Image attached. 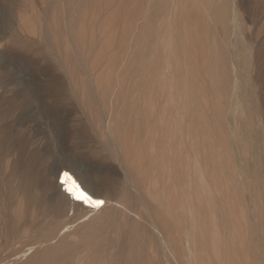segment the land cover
Returning a JSON list of instances; mask_svg holds the SVG:
<instances>
[{
  "label": "rangeland",
  "instance_id": "1",
  "mask_svg": "<svg viewBox=\"0 0 264 264\" xmlns=\"http://www.w3.org/2000/svg\"><path fill=\"white\" fill-rule=\"evenodd\" d=\"M0 108L116 193L88 223L52 216L1 156L0 264L29 247L10 264H89L99 241L96 264H164L162 234L180 264H264V0H0Z\"/></svg>",
  "mask_w": 264,
  "mask_h": 264
},
{
  "label": "bare ground",
  "instance_id": "2",
  "mask_svg": "<svg viewBox=\"0 0 264 264\" xmlns=\"http://www.w3.org/2000/svg\"><path fill=\"white\" fill-rule=\"evenodd\" d=\"M7 112H9V110L6 108H0L2 122L0 127V163L2 161L1 156L7 153L9 155H14L12 168L20 178L21 191L24 197H27L29 205H36L40 212L46 211V213L48 212L52 214V216H57L59 218L69 211L74 213L73 215L85 213L83 217L75 221V223L78 224L88 223L95 215L98 216L106 213V199L112 200L116 197L115 189L112 187V184L102 178L101 175L97 176L93 175V173L88 170H81V166H77V164L73 162L55 165L54 162L63 155V147L62 144H60V131H56L53 135L44 136L42 138L43 133L41 132L40 125L37 123L35 125L37 128L35 129L33 137L26 134H21L24 136L19 137L18 131L11 127L7 121L9 117ZM27 119H29V116L21 115V123L28 122ZM29 132L31 133L30 130ZM112 154L114 157V153ZM115 157L121 164L129 165V158L126 154L122 156L116 152ZM73 170L78 172L79 177L83 179L85 184L79 181L73 173ZM55 180H57L56 184ZM125 202L130 211L137 212V199L130 189L126 190ZM110 217L111 216H109V218ZM112 226V224L107 225L108 228ZM3 231L4 241L1 245L5 248L15 243L20 237V229L14 227L13 223L10 221L5 224ZM126 234L127 232H125V235ZM161 236L162 238H156L154 243L156 253H161L163 255L164 264H172V258L176 260V264H180L179 256L186 250H190V248L184 250L183 246L174 242L171 237L165 238L163 234ZM93 248V255L88 260V263H101V259H105V257H100L99 254L106 248V244H104L103 241H99ZM34 249V247H29L25 251L14 253L6 258L5 262L2 264H10L11 262L28 256L33 258L37 253ZM118 249L122 255V253L125 252L126 244L119 242ZM108 257H110V255H108L107 258ZM113 258L112 255L107 260L111 261ZM71 263L72 261L69 260L68 257H64L61 259L52 258L48 262L42 264Z\"/></svg>",
  "mask_w": 264,
  "mask_h": 264
}]
</instances>
